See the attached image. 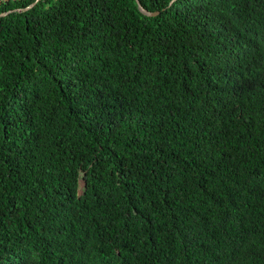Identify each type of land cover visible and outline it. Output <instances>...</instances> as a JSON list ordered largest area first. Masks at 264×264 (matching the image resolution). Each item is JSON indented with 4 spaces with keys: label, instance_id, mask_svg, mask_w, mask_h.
<instances>
[{
    "label": "trees",
    "instance_id": "16d2710c",
    "mask_svg": "<svg viewBox=\"0 0 264 264\" xmlns=\"http://www.w3.org/2000/svg\"><path fill=\"white\" fill-rule=\"evenodd\" d=\"M138 2L0 0V264H264V0Z\"/></svg>",
    "mask_w": 264,
    "mask_h": 264
},
{
    "label": "water",
    "instance_id": "95a60500",
    "mask_svg": "<svg viewBox=\"0 0 264 264\" xmlns=\"http://www.w3.org/2000/svg\"><path fill=\"white\" fill-rule=\"evenodd\" d=\"M37 1H40V0H37ZM136 3H137V6H138V8H139V10H140V12H141L142 14H144V15H146V16H150V17L156 15V13H149V12H147L142 6H140L138 0H136Z\"/></svg>",
    "mask_w": 264,
    "mask_h": 264
},
{
    "label": "rangeland",
    "instance_id": "374dc122",
    "mask_svg": "<svg viewBox=\"0 0 264 264\" xmlns=\"http://www.w3.org/2000/svg\"><path fill=\"white\" fill-rule=\"evenodd\" d=\"M82 185V184H81Z\"/></svg>",
    "mask_w": 264,
    "mask_h": 264
}]
</instances>
